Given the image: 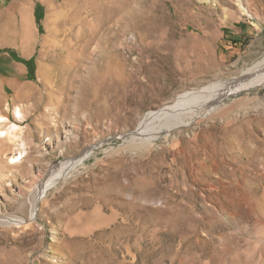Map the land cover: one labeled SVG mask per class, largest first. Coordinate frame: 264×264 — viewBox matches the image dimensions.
Returning a JSON list of instances; mask_svg holds the SVG:
<instances>
[{"label": "rangeland", "instance_id": "rangeland-1", "mask_svg": "<svg viewBox=\"0 0 264 264\" xmlns=\"http://www.w3.org/2000/svg\"><path fill=\"white\" fill-rule=\"evenodd\" d=\"M263 58L264 0H0V264H264Z\"/></svg>", "mask_w": 264, "mask_h": 264}, {"label": "bare ground", "instance_id": "bare-ground-1", "mask_svg": "<svg viewBox=\"0 0 264 264\" xmlns=\"http://www.w3.org/2000/svg\"><path fill=\"white\" fill-rule=\"evenodd\" d=\"M252 74H256V76L255 77L253 76L251 80H248V81L245 80L246 77H248V76H250ZM242 75L243 76H242V78L240 80L233 82L234 87L233 86L230 87L229 91L228 90L226 91L225 88L221 89V87H222L221 84L216 85L214 88L210 87V89L212 88V89L215 90V96L214 97H217V96L218 97H222V96L225 95V93L232 92L236 88H240V87H244V86L246 87L248 85H255V84L264 82V58L261 61L257 62L256 64H254L252 67H249L248 69H246L244 71V74H242ZM235 86H237V87H235ZM219 88H220V90L217 91ZM207 90L208 89L206 88V89L202 90L201 92L205 94V92H207ZM200 95H201L200 92H197V93H185V94L181 95V99H179L177 101V104H179L177 106V109L180 110L181 108L187 107V106L188 107L189 106L190 107H194L195 105H197L199 103L198 101L200 100L199 99ZM210 98H213V97H210ZM204 99H205V97H204ZM187 100L189 102H185ZM185 103H188V104L190 103V105H187ZM170 110L173 112L172 109H170ZM16 112L19 113L18 110ZM153 115H155V114H153ZM156 117L148 115V118H145L144 124L150 122L152 119H155ZM5 126H6V117L3 116V115H0V136H6L7 134H9V132L11 133L13 130L18 128V125L15 124V123L10 124L7 127V129H5ZM34 211H35V209L33 210V212Z\"/></svg>", "mask_w": 264, "mask_h": 264}, {"label": "trees", "instance_id": "trees-1", "mask_svg": "<svg viewBox=\"0 0 264 264\" xmlns=\"http://www.w3.org/2000/svg\"><path fill=\"white\" fill-rule=\"evenodd\" d=\"M42 17H43V13L41 9L37 8L35 10V22L39 28L41 27ZM11 55L14 57L15 60L21 61L26 66L27 71H28L27 78L34 79L35 78V68H36L34 59L33 58H29V59L19 58L14 52H11Z\"/></svg>", "mask_w": 264, "mask_h": 264}]
</instances>
